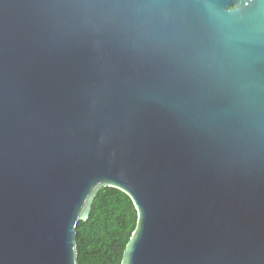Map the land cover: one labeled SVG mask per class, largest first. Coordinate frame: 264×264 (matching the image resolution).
<instances>
[{"label":"water","instance_id":"obj_1","mask_svg":"<svg viewBox=\"0 0 264 264\" xmlns=\"http://www.w3.org/2000/svg\"><path fill=\"white\" fill-rule=\"evenodd\" d=\"M108 187L122 264H264V0H0V264H79Z\"/></svg>","mask_w":264,"mask_h":264},{"label":"trees","instance_id":"obj_2","mask_svg":"<svg viewBox=\"0 0 264 264\" xmlns=\"http://www.w3.org/2000/svg\"><path fill=\"white\" fill-rule=\"evenodd\" d=\"M137 224V209L126 193L100 191L89 220L78 224L79 264H122Z\"/></svg>","mask_w":264,"mask_h":264}]
</instances>
